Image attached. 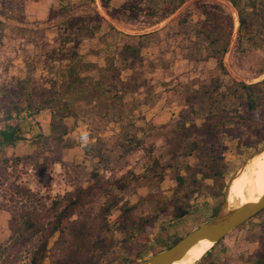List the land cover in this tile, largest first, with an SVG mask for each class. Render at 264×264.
Here are the masks:
<instances>
[{"label":"rangeland","instance_id":"obj_1","mask_svg":"<svg viewBox=\"0 0 264 264\" xmlns=\"http://www.w3.org/2000/svg\"><path fill=\"white\" fill-rule=\"evenodd\" d=\"M75 1L67 11L51 17L52 9L67 7L63 0H0V109L13 103L25 109L19 116L24 139L0 155V264H29L37 236L20 235L15 217L24 211L42 213L52 200L83 183L91 168L83 148L91 141L102 139L114 148L120 137L136 135L159 149L180 152L185 141L209 142L208 129L217 132L214 141L227 166L226 188L222 196L204 189L180 219H159L172 236L186 235L211 219L213 208L223 205L229 181L264 145L255 143L257 131H264V73L259 74L264 70L263 1L242 0L245 26L240 34L239 16L229 0H187L153 25L147 18L135 23L111 19L99 0ZM205 9L231 15L234 21L223 57L224 72L208 51L213 27ZM96 12L105 20L98 28L91 22L89 30L80 31L77 19ZM76 62L88 88L81 98L84 109L69 134L73 146L63 150L61 163L52 164L42 177L24 161L10 162L4 169L1 157L31 154L36 150L33 137H50L51 105L45 101L64 99L61 93L69 81L65 72ZM97 82L103 90L95 88ZM240 83L252 85L260 95L258 121L247 108ZM28 104L39 108L27 110ZM84 133L87 142L81 140ZM143 153L137 150L128 156L123 171L141 172ZM194 161L195 156L190 159ZM155 183L139 180L127 194L140 204L139 214H152L161 197L170 195L174 175L169 173L159 190ZM206 183L213 185L211 180ZM158 250L150 249L144 260ZM218 250L221 254L264 250V212L228 234ZM45 264H50V257Z\"/></svg>","mask_w":264,"mask_h":264},{"label":"trees","instance_id":"obj_2","mask_svg":"<svg viewBox=\"0 0 264 264\" xmlns=\"http://www.w3.org/2000/svg\"><path fill=\"white\" fill-rule=\"evenodd\" d=\"M63 1L67 7L62 10L52 9L51 17L67 11L74 6L70 4L76 2ZM186 1L99 0L101 8L111 19L135 23L147 18L152 25L170 17ZM229 1L237 10L240 34L241 26H245L242 0ZM204 12L213 27L208 33V51L219 71L224 72L223 57L233 35L234 21L231 15L216 9H205ZM77 20L80 23L79 30L84 32L89 30V23H97L98 28L100 21L105 19L96 12ZM80 65V62H76L65 72L69 81L61 93L64 99L54 97L45 101L51 105L50 137L43 134L33 137L31 142L36 150L31 154L14 159L1 157L4 169L10 162L17 165L24 161L33 164L42 177L52 164L61 163L63 150L73 146L69 134L74 131L85 105L81 98L88 88V82L80 75ZM263 73L264 70L259 74ZM239 86L243 90L242 96L252 118L258 121L261 107L259 93L254 91L252 85L240 83ZM95 88L103 90L101 82H97ZM38 108L33 104L27 105V110L30 111L35 112ZM23 110L25 109L17 103L0 109V155L24 139L23 119L19 117ZM208 132L209 142L187 140L180 152L174 149L162 150L161 147L160 150L155 144H147L144 138L136 135L120 137L114 148L109 147L102 139L86 144L83 155L91 162L86 180L75 185L72 191L57 200H52L44 212L24 211L15 217V222L21 226L20 235L28 238L37 236L29 264H45L49 257L50 264H137L144 260L150 249L158 247L156 252H160L173 246L185 235H170L159 219L166 216L180 219L189 213L192 199L204 189H211L210 194L213 196H222L226 188L227 166L223 153L217 149L214 141L217 132L213 129H208ZM263 133L257 131V146L264 142ZM50 144L54 149L50 148ZM137 150L144 152L141 172L134 169L123 171L128 156ZM194 156L196 161L191 163L190 159ZM204 159L207 162H203ZM257 163L258 159L248 168L247 180L254 174ZM169 173H173L175 182L170 195L161 197L152 214H139L137 210L140 204L126 198L132 185L142 179L151 180L156 182L154 186L159 190L160 183ZM206 180L213 182L212 187ZM221 205L219 203L213 208L210 218L218 213ZM263 212L264 209L254 216ZM247 222L248 220L235 229ZM224 238L207 251L197 264H264V250L231 253L225 251L221 254L217 247Z\"/></svg>","mask_w":264,"mask_h":264},{"label":"water","instance_id":"obj_3","mask_svg":"<svg viewBox=\"0 0 264 264\" xmlns=\"http://www.w3.org/2000/svg\"><path fill=\"white\" fill-rule=\"evenodd\" d=\"M263 151L264 145L248 157L241 169L232 177V179L243 169L253 156ZM232 179L229 181L228 185H230ZM262 209H264V195L257 202H249L232 209L228 208L224 196L223 205L215 216L190 231L173 246L164 249L137 264H170L181 257L191 245L203 238H208L213 241L214 246L219 240L256 215Z\"/></svg>","mask_w":264,"mask_h":264},{"label":"bare ground","instance_id":"obj_4","mask_svg":"<svg viewBox=\"0 0 264 264\" xmlns=\"http://www.w3.org/2000/svg\"><path fill=\"white\" fill-rule=\"evenodd\" d=\"M258 159L252 177L247 180V170ZM237 185V186H236ZM264 195V151L253 156L243 169L232 179L225 192L228 208H236L249 202H257ZM213 241L203 238L191 245L187 251L170 264H195L211 249Z\"/></svg>","mask_w":264,"mask_h":264},{"label":"clouds","instance_id":"obj_5","mask_svg":"<svg viewBox=\"0 0 264 264\" xmlns=\"http://www.w3.org/2000/svg\"><path fill=\"white\" fill-rule=\"evenodd\" d=\"M81 140L83 142H87V133H84L82 136H81Z\"/></svg>","mask_w":264,"mask_h":264}]
</instances>
